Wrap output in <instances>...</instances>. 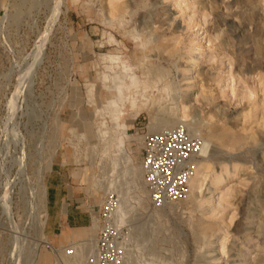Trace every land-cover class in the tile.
<instances>
[{
  "label": "rangeland",
  "instance_id": "1",
  "mask_svg": "<svg viewBox=\"0 0 264 264\" xmlns=\"http://www.w3.org/2000/svg\"><path fill=\"white\" fill-rule=\"evenodd\" d=\"M174 130L208 182L154 207L142 139ZM46 160L50 201L57 168L112 175L125 264H264V0H0V264H79L35 212Z\"/></svg>",
  "mask_w": 264,
  "mask_h": 264
},
{
  "label": "built area",
  "instance_id": "2",
  "mask_svg": "<svg viewBox=\"0 0 264 264\" xmlns=\"http://www.w3.org/2000/svg\"><path fill=\"white\" fill-rule=\"evenodd\" d=\"M199 150L197 142L188 143L185 135L178 130L146 134L143 137L140 150L141 183L152 206L162 207L165 203L179 201L184 197ZM86 168H78V182ZM51 172L52 162L46 160L33 179V201H36L37 217L39 189L41 184L46 185L45 177ZM112 178L111 174L99 178L92 175L90 182L84 183V201H98L87 205V235L64 247L52 249L57 255L63 253L66 258L78 261L79 264H125L121 247L122 228L117 212L121 201L118 191L111 187ZM68 200H71L70 196Z\"/></svg>",
  "mask_w": 264,
  "mask_h": 264
},
{
  "label": "crops",
  "instance_id": "3",
  "mask_svg": "<svg viewBox=\"0 0 264 264\" xmlns=\"http://www.w3.org/2000/svg\"><path fill=\"white\" fill-rule=\"evenodd\" d=\"M53 200L49 198V186L46 188V212L47 220L44 227L45 236L51 244L60 245L83 239L87 234L89 219L87 205L95 204L94 201H84L86 188L83 177L78 182L67 181L68 174L57 168ZM45 185V186H46ZM70 196L71 200H68ZM51 221V231L47 232V226Z\"/></svg>",
  "mask_w": 264,
  "mask_h": 264
},
{
  "label": "bare ground",
  "instance_id": "4",
  "mask_svg": "<svg viewBox=\"0 0 264 264\" xmlns=\"http://www.w3.org/2000/svg\"><path fill=\"white\" fill-rule=\"evenodd\" d=\"M46 34V33H45ZM44 35V34H43ZM40 41V40H39ZM39 50V49H38ZM41 52V51H40ZM42 53V52H41ZM40 55V54H39ZM201 55V54H200ZM36 56V55H35ZM37 57V56H36ZM198 58H200V56L198 57ZM197 58V59H198ZM196 59V60H197ZM35 60V59H34ZM36 64H38V63H36ZM193 64V63H192ZM194 65V64H193ZM192 65V66H193ZM30 70V69H29ZM194 70V68L192 67L191 69H190V71H193ZM29 73V72H28ZM31 73V72H30ZM29 75V74H28ZM24 79V78H23ZM116 89V88H115ZM115 93L117 94L118 92L115 90ZM15 96V95H14ZM12 97V96H11ZM17 98V97H16ZM11 101V100H10ZM114 101V100H113ZM112 101V102H113ZM12 104V103H11ZM14 110V109H13ZM180 121H185V115L184 114H181L180 115ZM115 143H116V146L117 147H119L121 144H122V142H121V139H117V140H115ZM122 146V145H121ZM201 147V146H200ZM199 152H200V150H199ZM233 170V169H232ZM204 171H207V168L203 165V164H199V165H195V171H194V174H192V176H191V178H190V180H189V182L190 183H188V185H189V189H190V192H191V194L192 193H194V192H197V193H200L201 192V189L203 188V186H204V183L207 181L208 182V180H206V178H207V173L206 172H204ZM9 172V171H8ZM229 177H230V172H228V170H226V169H223V170H221L215 177H213L212 179H211V181H210V184H211V186H212V194H210L211 196H210V198L212 199L211 201H219L220 199H221V193H222V190H223V187H224V185H225V183L228 181V179H229ZM43 184H41V186H42ZM206 186V185H205ZM40 189H41V187H40ZM40 189H39V191H40ZM39 194H40V192H39ZM43 195H44V193H43ZM46 200V199H45ZM39 201H42V194H40V197H39ZM39 201H38V203H37V210L39 211V213H38V215H39V217H38V220L40 221H42V223L44 224L45 222H46V220H47V213H46V219L44 218V213L43 212H41L40 210H39ZM45 204H46V202H45ZM45 204L43 205V209L44 210H46V206H45ZM9 211V210H8ZM117 212H118V216H119V219L121 220V217H122V212L120 211V206L118 207V209H117ZM74 263V262H73ZM71 264V263H70Z\"/></svg>",
  "mask_w": 264,
  "mask_h": 264
}]
</instances>
